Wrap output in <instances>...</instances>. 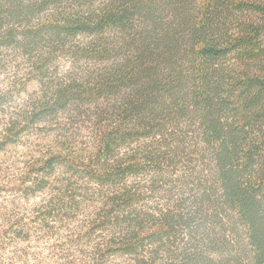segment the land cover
<instances>
[{
  "label": "trees",
  "instance_id": "1",
  "mask_svg": "<svg viewBox=\"0 0 264 264\" xmlns=\"http://www.w3.org/2000/svg\"><path fill=\"white\" fill-rule=\"evenodd\" d=\"M95 1L0 0V65L7 50L19 52L41 89L17 107L13 86L0 90V107L13 108L0 109V148L75 106L103 100L117 117L101 122L90 155L52 146L22 188L58 186L64 207L73 175H54L66 168L107 189L103 219L118 227L116 251L151 250L161 264H264V0H205L192 18L188 0ZM80 34L94 36L83 54L108 64L52 77L53 58ZM185 124L195 135L189 153L179 144ZM186 154L204 164L194 196L138 210L128 179Z\"/></svg>",
  "mask_w": 264,
  "mask_h": 264
},
{
  "label": "rangeland",
  "instance_id": "2",
  "mask_svg": "<svg viewBox=\"0 0 264 264\" xmlns=\"http://www.w3.org/2000/svg\"><path fill=\"white\" fill-rule=\"evenodd\" d=\"M106 1L96 0L95 6ZM204 1L188 0V5H185L188 17L196 16ZM112 34L120 35L118 32ZM92 39L94 36L89 34L69 38V51L57 52L51 63L50 75L87 77L102 70L108 60L88 57L82 52L91 45ZM5 55V60L0 65V90L13 86L11 106L17 107L41 89L38 82L27 75L30 67L27 57L24 58L15 50H7ZM182 55L185 58L180 59V62L190 67L184 56L185 52ZM101 102L103 103L75 106L51 121L41 123L37 126L38 130L23 133L14 142L1 146L0 264L162 263L161 260H156L151 250L137 254L116 251L119 247L116 234L118 227L108 223L107 218L103 219V201L107 189L97 186L88 178L75 175L73 171L67 172L66 168L57 171L54 176L60 179L73 175L71 183L74 191L68 194L64 207L56 199L58 186L52 185L36 192L34 188H22L21 182L29 175L30 167L38 165L40 158L52 146H62L68 152L84 155L95 151L94 145L100 134L101 122L108 123L117 118L105 107V101ZM0 109L13 110L7 106ZM1 119L0 143H3ZM186 125L179 144L181 150L185 149V153H189L193 142L191 137L194 139L195 135L187 131ZM149 141L152 138L131 140L126 146H121L116 155L122 156L139 144ZM201 161V157L186 154L183 158L175 159L169 167L166 165L159 174L130 177L128 183L134 185L140 193L135 207L138 210L175 208L176 205L183 207L198 190V180L194 178H199L198 172L204 166ZM31 175L34 177L33 173Z\"/></svg>",
  "mask_w": 264,
  "mask_h": 264
}]
</instances>
